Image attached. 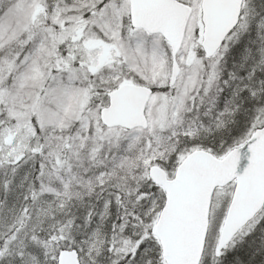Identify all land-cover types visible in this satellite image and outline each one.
I'll return each instance as SVG.
<instances>
[{
	"label": "snow or ice",
	"instance_id": "obj_1",
	"mask_svg": "<svg viewBox=\"0 0 264 264\" xmlns=\"http://www.w3.org/2000/svg\"><path fill=\"white\" fill-rule=\"evenodd\" d=\"M0 264H264V0H0Z\"/></svg>",
	"mask_w": 264,
	"mask_h": 264
}]
</instances>
